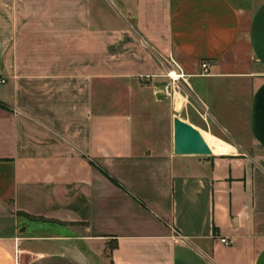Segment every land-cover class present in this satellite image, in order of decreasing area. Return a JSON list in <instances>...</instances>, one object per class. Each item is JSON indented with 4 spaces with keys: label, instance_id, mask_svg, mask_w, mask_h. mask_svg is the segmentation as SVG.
Here are the masks:
<instances>
[{
    "label": "crops",
    "instance_id": "obj_1",
    "mask_svg": "<svg viewBox=\"0 0 264 264\" xmlns=\"http://www.w3.org/2000/svg\"><path fill=\"white\" fill-rule=\"evenodd\" d=\"M0 78V264H264V0H0Z\"/></svg>",
    "mask_w": 264,
    "mask_h": 264
},
{
    "label": "water",
    "instance_id": "obj_2",
    "mask_svg": "<svg viewBox=\"0 0 264 264\" xmlns=\"http://www.w3.org/2000/svg\"><path fill=\"white\" fill-rule=\"evenodd\" d=\"M173 154L175 156H211L212 151L199 131L190 124L174 117L172 120Z\"/></svg>",
    "mask_w": 264,
    "mask_h": 264
},
{
    "label": "built area",
    "instance_id": "obj_3",
    "mask_svg": "<svg viewBox=\"0 0 264 264\" xmlns=\"http://www.w3.org/2000/svg\"><path fill=\"white\" fill-rule=\"evenodd\" d=\"M173 68L168 69L167 70V77L170 79L171 82H179L180 80L185 79V76L183 75L181 69L179 68V66L171 61ZM209 69H210V63L208 61H203L200 64V73L198 74V76H207L209 75ZM5 80L0 78V86L2 84H4ZM220 243L224 244V245H231V243L229 241H227L226 239H220L219 240Z\"/></svg>",
    "mask_w": 264,
    "mask_h": 264
},
{
    "label": "rangeland",
    "instance_id": "obj_4",
    "mask_svg": "<svg viewBox=\"0 0 264 264\" xmlns=\"http://www.w3.org/2000/svg\"><path fill=\"white\" fill-rule=\"evenodd\" d=\"M167 73L165 74L164 76V82L165 83H176V84H180V81L179 82H171L170 79L166 76ZM164 117V116H163ZM154 134L157 136L159 135V141L162 143V144H165L167 146H171L172 145V128H171V125H169L167 123V120L164 119V121L162 123H154L153 124V130ZM203 136H206L205 134H203ZM4 232V230L2 231Z\"/></svg>",
    "mask_w": 264,
    "mask_h": 264
}]
</instances>
